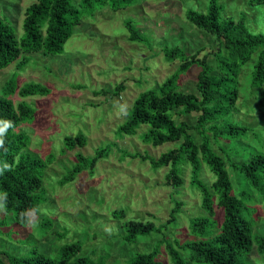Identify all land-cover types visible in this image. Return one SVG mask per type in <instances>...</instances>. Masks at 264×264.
Returning a JSON list of instances; mask_svg holds the SVG:
<instances>
[{"label":"trees","instance_id":"16d2710c","mask_svg":"<svg viewBox=\"0 0 264 264\" xmlns=\"http://www.w3.org/2000/svg\"><path fill=\"white\" fill-rule=\"evenodd\" d=\"M132 1L32 0L20 28L7 18H0V72L13 64L17 67L16 73L0 87V120L12 122V127L3 137L4 145L0 147V203L5 204L0 234L7 237L5 241L14 242V234L19 233L17 227L25 228L32 215L49 204L45 172L56 160L52 153L44 158L31 151L32 135L22 129V125L34 123L36 108L26 101L15 104L13 100L15 95L23 99L48 96L52 90L37 82L20 87V72L31 63H36L34 55H63L66 43L82 24L85 15H93L106 7L113 11L125 9ZM225 1L208 0L205 11L189 9L185 13L189 23L217 38L219 46L214 53L215 63L212 64L206 57L199 58L197 53L188 54L179 45L164 47L166 61L179 60L181 64L162 84L139 94L126 121L116 130V140L120 136L123 140L147 127L141 134L145 145L158 148L170 143L174 144V148L157 158L147 150L129 153L118 143L109 142L107 146L98 148L94 156L76 153V162L59 182L61 186H66L84 171L93 173L98 161L108 158L114 148L121 153V160L128 157L139 159L149 163L153 171L169 168L165 184L176 189V194L185 182L186 168H191V186L201 196V211L189 219L190 238L187 241L177 237L171 241L167 237L170 229L179 227V215L184 206L175 196H172L175 207L170 212V219L161 225L153 221L129 219L127 210L123 208L112 212V218L121 224L122 232L117 236L123 244L136 245L154 235L162 238L152 251H135L127 259V264H238L237 258L250 256L255 244L256 252L264 254V235L254 234V227L244 211L246 206L236 196L231 177L232 172L238 170L252 187L263 183L264 154L259 153L257 148H244L243 152H238V146L230 148L236 141L246 139L245 133L251 131L249 126L237 123L234 118L240 97V75L249 64L251 86L257 87L255 95L260 103H264V31L251 29L250 22L254 18L244 10L255 6L264 8V0H246L236 14L229 12ZM125 21L129 40L152 49L147 31L140 28V24L135 25L134 20ZM194 67L200 68L197 94L181 90L183 77ZM123 89V85L118 86L114 94H120ZM101 93L96 92L97 95ZM193 113L198 116L195 125L176 119L177 115ZM193 130L200 137L199 144ZM87 143L82 132L75 137L67 136L61 154L65 155L77 146L84 147ZM5 164L10 167L5 168ZM203 168L215 175V181L211 173V183L202 177ZM52 226V220L46 216L42 229L48 232ZM3 227L15 230L5 234ZM171 232L175 235L174 230ZM55 234L62 241L68 232ZM25 241L20 243L27 245ZM84 244L83 240L64 243L52 255L43 252L36 241L34 245H29L30 249L25 254H17V251L4 247L0 248V264L108 263V254L98 259L84 254ZM164 245L169 255L168 262L159 258Z\"/></svg>","mask_w":264,"mask_h":264},{"label":"rangeland","instance_id":"374dc122","mask_svg":"<svg viewBox=\"0 0 264 264\" xmlns=\"http://www.w3.org/2000/svg\"><path fill=\"white\" fill-rule=\"evenodd\" d=\"M246 0H226L230 13L236 14L243 8ZM208 0H134L128 8L113 11L106 7L85 15L71 39L66 43L64 54L57 57L34 55L36 63H31L19 74V86L37 82L52 90L48 96H35L23 99L13 97L14 103L26 101L36 108V119L32 124L22 125L32 135L31 151L47 158L54 154L56 160L45 172V189L49 204L40 212L33 214L24 228L18 226L14 242L0 234V248L25 254L35 241L43 252L52 255L64 243L78 240L85 242L83 252L94 259L109 255L107 264H127L126 261L135 251H152L162 240L158 235L138 242L136 245L123 244L118 234L121 224L112 218L115 209L127 210V218L153 221L157 225L170 219L175 207L172 196L184 204L179 215L180 225L170 229L167 237H176L187 241L190 238L189 219L201 211V196L191 186V168L184 173L185 182L177 194L174 188L165 184L169 168L153 171L149 163L129 157L121 160V153L114 148L108 158L100 159L93 173L84 171L72 183L61 186L60 180L76 162V153L94 156L100 147L109 142L119 144L129 153L144 152L159 157L174 148V144H165L155 148L145 145L141 134L143 127L135 136H122L116 140V130L122 125L140 93L157 87L175 73L181 64L179 60L169 62L164 57V47L179 45L188 54L197 53L199 58H207L215 63L214 53L219 42L214 35L193 26L185 17L189 9L205 11ZM32 0H0V18H7L16 28H20L26 8ZM248 15L254 18L250 22L253 31H264V8L247 7ZM260 10L262 13L258 12ZM134 20V24L147 31L153 44L152 49L129 40L125 20ZM249 26V27H250ZM178 43V44H175ZM250 65V64H249ZM247 65L240 75V97L235 109V121L249 126L246 139L236 141L238 152L244 148L264 154V103L257 98V87L251 86V68ZM249 66V67H248ZM253 66V65H252ZM253 68V67H252ZM16 64L0 72V87L16 73ZM200 68L194 67L183 77L181 90L197 94L196 83ZM120 85L124 89L115 95ZM257 89V90H256ZM103 92L96 94V92ZM126 105V114L120 113V106ZM197 114L177 115V121H186L195 125ZM84 133L88 143L77 146L73 151L61 154L64 139ZM197 143L200 137L192 131ZM257 136V139H256ZM251 141L255 142L254 144ZM117 144V145H118ZM202 169L201 175L211 183V174ZM236 196L243 202L245 214L253 225L254 234L264 235V180L251 186L238 171L231 174ZM264 179V173L262 174ZM221 214V212H219ZM0 210V220L3 219ZM52 220V229L43 228L45 217ZM5 234L11 227H3ZM17 231V230H16ZM66 233L62 241L55 233ZM26 240L24 245L20 241ZM159 258L168 262L169 255L165 245ZM257 245L250 256H239L238 264H263L264 254H259ZM189 261V260H188Z\"/></svg>","mask_w":264,"mask_h":264},{"label":"clouds","instance_id":"9594fccd","mask_svg":"<svg viewBox=\"0 0 264 264\" xmlns=\"http://www.w3.org/2000/svg\"><path fill=\"white\" fill-rule=\"evenodd\" d=\"M126 105H121L120 106V113H125L126 114ZM12 127V122L11 121H7V120H0V147H3L4 145V135L7 132V130ZM5 168H9L10 166L5 164L4 165ZM206 169V168H204ZM5 207L4 203H0V210H3ZM26 215V214H25ZM30 226H34L33 222H28Z\"/></svg>","mask_w":264,"mask_h":264}]
</instances>
